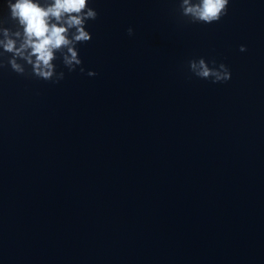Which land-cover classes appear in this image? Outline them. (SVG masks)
Returning a JSON list of instances; mask_svg holds the SVG:
<instances>
[{
    "label": "water",
    "instance_id": "95a60500",
    "mask_svg": "<svg viewBox=\"0 0 264 264\" xmlns=\"http://www.w3.org/2000/svg\"><path fill=\"white\" fill-rule=\"evenodd\" d=\"M89 6L84 73L0 72V264H264V0L209 25L178 0Z\"/></svg>",
    "mask_w": 264,
    "mask_h": 264
},
{
    "label": "clouds",
    "instance_id": "9594fccd",
    "mask_svg": "<svg viewBox=\"0 0 264 264\" xmlns=\"http://www.w3.org/2000/svg\"><path fill=\"white\" fill-rule=\"evenodd\" d=\"M89 5L90 0H6L8 16L0 17V72L8 69L25 79L56 84L65 77L64 71H57L59 60L69 73L77 69L84 73L77 45L91 40L86 27L98 17ZM228 6L229 0H178L180 16L190 24L218 23L228 14ZM127 35H133L131 27ZM239 51L246 48L242 45ZM187 68L191 77L213 84L231 78L228 67L215 60L190 59Z\"/></svg>",
    "mask_w": 264,
    "mask_h": 264
}]
</instances>
